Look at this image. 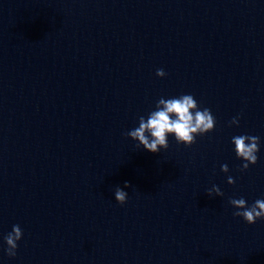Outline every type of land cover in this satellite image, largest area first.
Returning a JSON list of instances; mask_svg holds the SVG:
<instances>
[{
    "label": "clouds",
    "instance_id": "obj_1",
    "mask_svg": "<svg viewBox=\"0 0 264 264\" xmlns=\"http://www.w3.org/2000/svg\"><path fill=\"white\" fill-rule=\"evenodd\" d=\"M156 75L164 77L166 73L163 69H157ZM215 118L207 108L200 110L196 100L192 95H182L178 98L164 99L157 102L156 110L149 113L147 119L141 116L139 126L126 133L132 140L138 141L143 149L151 153H159L161 149H167L168 136L174 135L177 143L191 146L195 143L197 135H204L214 130ZM230 124L238 125L239 119L233 118ZM235 146L237 158L244 161L241 170H247L249 165H255L259 151V137L249 135H239L232 138ZM221 170L225 173L229 171L226 164L221 165ZM229 184H234V179L229 176ZM131 187L129 182L124 183V188ZM222 196L223 192L216 185L208 190V196ZM115 200L123 205L127 199V192L119 186L115 189ZM229 203L236 209L234 216L241 217L248 224H255L258 219H264V199H257L251 206L246 200L230 199ZM22 230L19 225H14L12 232L4 237L7 244V254L10 257L16 255L17 241L22 238Z\"/></svg>",
    "mask_w": 264,
    "mask_h": 264
}]
</instances>
